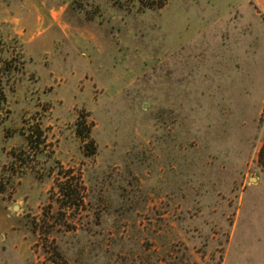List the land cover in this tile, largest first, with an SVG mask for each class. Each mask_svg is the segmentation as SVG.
<instances>
[{"label":"rangeland","instance_id":"374dc122","mask_svg":"<svg viewBox=\"0 0 264 264\" xmlns=\"http://www.w3.org/2000/svg\"><path fill=\"white\" fill-rule=\"evenodd\" d=\"M255 0H0V264H264Z\"/></svg>","mask_w":264,"mask_h":264},{"label":"crops","instance_id":"0c3cea01","mask_svg":"<svg viewBox=\"0 0 264 264\" xmlns=\"http://www.w3.org/2000/svg\"><path fill=\"white\" fill-rule=\"evenodd\" d=\"M257 6L259 7L260 11L264 13V0H255Z\"/></svg>","mask_w":264,"mask_h":264},{"label":"trees","instance_id":"16d2710c","mask_svg":"<svg viewBox=\"0 0 264 264\" xmlns=\"http://www.w3.org/2000/svg\"><path fill=\"white\" fill-rule=\"evenodd\" d=\"M259 157H260L261 161H262L263 164H264V145L262 146V148H261V150H260Z\"/></svg>","mask_w":264,"mask_h":264}]
</instances>
